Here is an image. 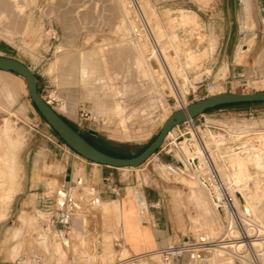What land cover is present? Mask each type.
Instances as JSON below:
<instances>
[{
    "label": "rangeland",
    "instance_id": "rangeland-1",
    "mask_svg": "<svg viewBox=\"0 0 264 264\" xmlns=\"http://www.w3.org/2000/svg\"><path fill=\"white\" fill-rule=\"evenodd\" d=\"M261 14L257 0H229V10L225 3L210 6L209 0L202 7L199 0H0V56L27 65L37 76L42 97L63 118L82 127V133L87 135L89 128H96L111 151L132 158L157 138L167 117L182 109V101L173 92L164 95L163 89L171 90L169 73H176L174 88L188 104L214 93L264 91V70L258 68L263 63L264 31L261 24L253 23ZM149 54L158 62L163 60L164 67L166 64L160 81L148 66ZM175 64L180 66L176 72L171 68ZM3 75L8 82L11 78L16 81L11 85L17 93L12 98L0 86V160L20 158L21 151L40 137L38 133L50 132L25 83L0 73ZM111 105L110 124L94 111L102 114ZM84 111L96 115L98 122L81 119ZM246 119L251 125L262 126L264 103L217 107L175 129L181 141L193 139V130L198 128L206 131V140L211 142L213 133L209 131ZM167 150L173 151L172 147ZM227 160L234 171L223 167L224 175L230 181L234 177L240 191L257 203L256 220L264 225V155H236ZM239 163L246 170L240 176L235 170ZM186 164L190 167L193 162ZM143 166L148 184L152 180L157 183L155 179L164 184L170 202L178 203L188 214V229L176 241L202 234L218 236L223 228L221 218L206 196L208 212L199 208L194 195L198 183L192 172L172 177L168 167L154 161ZM4 169L0 167V192L7 185ZM252 169L260 170L255 179ZM107 213L115 215L117 222L113 217L110 222L117 228L120 213ZM44 239L55 241L50 233ZM109 252V260L95 264L115 262L117 251L111 246ZM154 260L158 262L159 257Z\"/></svg>",
    "mask_w": 264,
    "mask_h": 264
},
{
    "label": "crops",
    "instance_id": "crops-1",
    "mask_svg": "<svg viewBox=\"0 0 264 264\" xmlns=\"http://www.w3.org/2000/svg\"><path fill=\"white\" fill-rule=\"evenodd\" d=\"M207 1L199 0V5H207ZM257 1L262 14L253 23L261 24L264 31V0ZM212 3L215 7L225 3L229 10V0H209L210 6ZM247 21L251 22L250 19ZM242 52H245L243 48ZM261 55L263 63L258 68L264 70V47ZM6 73L24 82L22 77ZM7 79V76H0V86L8 93L6 86L9 88L16 81L11 78L8 82ZM16 93L8 95L13 98ZM110 97L114 102L112 91ZM94 112L112 123V105L102 114ZM68 122L92 145L100 147L102 132L89 128L85 135L82 127ZM48 127L50 132L46 135L38 133L40 137L34 138L31 145L21 151L20 158L0 160V167L5 168L7 176L5 191L0 192V264H15L21 256L37 257L43 264H95L112 257L111 246L117 254L116 261L109 264H161L160 258L155 262L154 254L175 242L189 226L188 214L178 203L170 202L166 186L157 179V183L152 180L148 184L144 166L126 172L124 168H110L88 161L66 146ZM176 131L170 133L163 148L150 159L159 166L168 167L171 174L167 173L172 177L185 175L183 166H187L177 157L180 137ZM244 133L252 134V137L263 135L264 123L259 127L246 126ZM201 134L206 135L205 132ZM168 147L173 151L167 150ZM188 165L192 167L193 164ZM255 171L252 169V174ZM192 179L198 183L194 195L199 200V208L208 212L206 196L212 202L213 211L219 215L201 180L195 176ZM62 192L67 196H64L66 199L63 197V203L59 201ZM94 199L98 205L115 202L121 205L117 228L110 222L111 217L116 220L115 215L102 208L95 209ZM47 216H50L49 220ZM221 224L223 226L222 219ZM47 233L54 235V243L45 241Z\"/></svg>",
    "mask_w": 264,
    "mask_h": 264
},
{
    "label": "built area",
    "instance_id": "built-area-1",
    "mask_svg": "<svg viewBox=\"0 0 264 264\" xmlns=\"http://www.w3.org/2000/svg\"><path fill=\"white\" fill-rule=\"evenodd\" d=\"M46 102L55 109L50 101ZM81 119L98 122L96 115L86 111L82 112ZM246 121L209 131L210 135L213 133L212 141L207 145L205 140H200V148L192 139L178 141L177 146L185 143L195 157L192 167L183 166L184 172L190 169L209 191L223 221V228L216 238L202 234L163 247L154 254L160 258L161 264H207L211 258L227 264H264V225L242 210L239 203V195L242 197L240 186L235 185L234 177L230 181L222 169L225 167L227 171H234L227 160L229 156L264 155V134L254 137L245 134L246 126L254 127L248 119ZM259 171L253 172L254 179L260 174ZM186 257L190 258L189 261ZM15 264L43 263L37 257H21Z\"/></svg>",
    "mask_w": 264,
    "mask_h": 264
},
{
    "label": "water",
    "instance_id": "water-1",
    "mask_svg": "<svg viewBox=\"0 0 264 264\" xmlns=\"http://www.w3.org/2000/svg\"><path fill=\"white\" fill-rule=\"evenodd\" d=\"M0 71L13 73L26 81L28 95L32 103L47 124L68 147L88 161L116 169L143 166L162 148L167 137L176 127L203 115L206 111L226 105L264 103V91L256 93L222 92L202 97L200 100L189 104L185 109L178 110L169 116L157 138L140 155L132 158H122L109 155L96 148L81 133L75 130L60 113L53 109L40 94L36 74L23 62L0 56ZM93 133L97 135V133ZM239 198L243 201L240 195Z\"/></svg>",
    "mask_w": 264,
    "mask_h": 264
},
{
    "label": "bare ground",
    "instance_id": "bare-ground-1",
    "mask_svg": "<svg viewBox=\"0 0 264 264\" xmlns=\"http://www.w3.org/2000/svg\"><path fill=\"white\" fill-rule=\"evenodd\" d=\"M135 3V2H134ZM136 5V4H135ZM138 7V6H137ZM138 9H139V11L141 10V8L140 7H138ZM128 10H129V8H128ZM136 21V20H135ZM145 26H147V23L145 22ZM150 33V32H149ZM136 34V33H135ZM137 34H138V38H142V33L139 31V30H137ZM151 37V36H150ZM152 38V37H151ZM152 41V40H151ZM145 45V44H144ZM154 47H155V45H154ZM158 51V50H157ZM168 56V55H167ZM163 61V60H162ZM158 62V61H156L155 60V58L154 57H152V54H149V56H148V66L150 67V70L152 71V73L154 74V76H155V78H156V80H158V81H160L161 80V78L163 77V71H165L166 69H167V67H166V64H165V67H164V65H163V62ZM181 65V64H180ZM171 68H173L174 69V71L176 72V70H180V66H178L177 64H175V65H171ZM146 69H148V68H146ZM0 72H2V71H0ZM4 73V72H3ZM7 74V73H6ZM170 74V76H169V80H171L172 81V85H171V90H169V91H167L166 89H163V92H164V94L167 96V95H169L170 93H174V95H176L177 97H179V99L182 101V103H181V108L182 109H185L189 104L188 103H186L185 101H184V98H183V94H182V92L180 91V90H176L175 88H174V85H176V80H175V77H176V73H174V72H171V73H169ZM24 80V79H23ZM24 82H25V85H26V88H27V84H26V81L24 80ZM180 85V84H179ZM177 88V87H176ZM6 89H7V91H8V94L9 95H12V94H14V92H16L17 91V89H16V87L14 86V85H12V86H10L9 88H7L6 87ZM222 93V92H221ZM216 94H219V93H216ZM215 93L213 94V95H216ZM177 100V99H176ZM180 101V102H181ZM51 103V102H50ZM58 112V111H57ZM171 116V115H170ZM169 118V117H168ZM167 118V119H168ZM190 121V120H189ZM166 122V121H165ZM194 122V121H193ZM9 130H11V129H9ZM9 130H8V132H6V134L7 133H9ZM206 132V131H205ZM201 133H204V132H202V131H200V129H198V128H195L194 130H193V139H192V142H195L196 144H197V146H198V148H200V140H205V142L207 143V145H209V142L206 140V135L205 136H203ZM200 150V149H199ZM177 157L179 158V159H181V160H183V162H185V163H188V162H190V161H192L193 162V158L195 159V157H194V153L188 148V145H185V146H180L179 147V150L177 151ZM11 167V166H10ZM9 169V168H8ZM244 169V165L242 166V165H240V163L239 164H237L236 165V171H237V175H241V174H243L244 172H245V170H243ZM238 178V177H237ZM16 183V182H15ZM18 184V183H17ZM255 187H253V189H254ZM16 189V188H15ZM16 191V190H15ZM254 191V190H253ZM247 192H248V190H247ZM255 192V191H254ZM73 193V192H72ZM242 199H243V201H241V199L239 198V203H240V205H241V208H242V210L243 211H245L246 213H247V215L249 216V217H252L253 219H256V210H255V206L256 205H254V200L252 201V199L247 195V193H245L244 191H242ZM251 194V193H250ZM90 195V194H89ZM64 196H66L65 195V193L64 192H62L61 194H60V197H59V201L60 202H64V199H63V197ZM251 196H252V194H251ZM67 197V196H66ZM65 198V197H64ZM91 198V197H90ZM66 199V198H65ZM72 199H74L73 197H72ZM82 201V200H81ZM90 201H92V200H90L89 199V202ZM197 201H198V203H199V200L197 199ZM76 202H77V200H76ZM94 202H95V199H94ZM93 202V203H94ZM207 202V201H206ZM243 202V203H242ZM81 203V202H80ZM77 205H80L79 203H76ZM84 204V203H83ZM200 204V203H199ZM205 204V203H204ZM206 204H208V203H206ZM255 204H257V203H255ZM73 205H75V204H73ZM76 205V206H77ZM93 206L94 207H96V208H98V207H102V209H103V211H105L106 213L107 212H110V213H120V204L118 203V202H115L114 204L112 203V204H100V205H98V204H96V202L93 204ZM86 208V207H85ZM206 209V208H205ZM84 210V209H83ZM219 221V220H218ZM220 222V221H219ZM217 224V223H216ZM140 257V256H139ZM128 259V258H127ZM127 261V260H126ZM208 263L207 264H217V260L215 259V258H211V259H209L208 261H207ZM221 264H225L224 263V261H221Z\"/></svg>",
    "mask_w": 264,
    "mask_h": 264
},
{
    "label": "trees",
    "instance_id": "trees-1",
    "mask_svg": "<svg viewBox=\"0 0 264 264\" xmlns=\"http://www.w3.org/2000/svg\"><path fill=\"white\" fill-rule=\"evenodd\" d=\"M236 105H239V104H236ZM226 106H230V105H226ZM68 122V121H67ZM69 123V122H68ZM70 124V123H69ZM71 125V124H70ZM72 126V125H71ZM73 127V126H72ZM74 128V127H73ZM75 129V128H74ZM76 130V129H75ZM98 148L99 150H101L102 152H105L109 155H112V156H115V157H122V158H128V156H124V155H119L113 151H111V147L104 144L103 142L100 144V147H96Z\"/></svg>",
    "mask_w": 264,
    "mask_h": 264
}]
</instances>
